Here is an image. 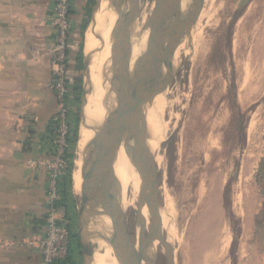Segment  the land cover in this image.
Wrapping results in <instances>:
<instances>
[{
  "label": "rangeland",
  "instance_id": "1",
  "mask_svg": "<svg viewBox=\"0 0 264 264\" xmlns=\"http://www.w3.org/2000/svg\"><path fill=\"white\" fill-rule=\"evenodd\" d=\"M138 1L137 15L145 17L146 14L141 11L140 2L153 4L150 12L153 11L155 0ZM103 2L110 5L109 0H99L98 5ZM201 8L203 11L199 9L197 14L198 18L201 16L197 21L202 27L199 28L200 48L192 55L190 34L180 42L181 48H176L177 52L173 49L174 75L160 92L154 110L155 114L156 111L160 114L158 128L153 127L155 118L152 115L147 119L145 151L158 158L153 163L155 185L152 190L160 215L156 218L149 213L147 204L142 203V176L136 165L131 170L138 176L133 183L128 182L123 187L124 197L121 194L118 199L117 211L123 214L125 236L142 255V259L138 258L139 264H166L168 243L173 245L174 264H214L203 258L216 247L222 231L230 233V244L221 264H242L246 255L245 250L239 251V248L245 246V242L246 245L249 243L253 224L264 210V200L258 198L264 194V179L257 175L264 155V0H201ZM143 20L145 22L140 20L133 30L142 45L146 44V38L142 37L144 31L149 32L147 21ZM91 23L92 20L89 25ZM107 26L108 23L101 30L109 35ZM92 27L94 23L87 30L85 28L84 40ZM95 34L93 31L91 35L94 42L97 37L96 47L109 49L100 39V33ZM84 51L86 58L89 55L93 59L90 72L93 73H89V78L96 81L95 72L102 77L104 74V70L94 64L100 55L94 49L87 52V46ZM79 71L87 102V95L98 84H91L83 67ZM103 79L106 81H97L109 84L107 76ZM82 122L79 119L78 138L72 148L73 172L75 162L78 156L82 159L84 150L78 140ZM97 125L100 123L93 130ZM70 191L73 216L68 220L74 235L73 264H83L76 235L82 203L72 184ZM167 213L174 217L169 223L171 227L174 224L172 230L177 226V231L182 234L183 249H179L172 239L170 227L163 220ZM157 226H161L160 231ZM111 251L126 257L115 245ZM121 264L130 263L125 260Z\"/></svg>",
  "mask_w": 264,
  "mask_h": 264
},
{
  "label": "crops",
  "instance_id": "2",
  "mask_svg": "<svg viewBox=\"0 0 264 264\" xmlns=\"http://www.w3.org/2000/svg\"><path fill=\"white\" fill-rule=\"evenodd\" d=\"M71 1L76 28L69 73L74 76L83 67L75 56L80 47L85 54V32L95 5ZM51 8L52 0H0V264H42L29 241L44 230L47 162L57 108L46 53L54 42ZM82 24L86 30L81 34ZM258 167L257 175L264 179V155ZM70 192L57 204L58 213L67 218L73 214ZM258 198L264 200V194ZM252 229L249 243L239 248L246 255L242 264H264V210Z\"/></svg>",
  "mask_w": 264,
  "mask_h": 264
},
{
  "label": "water",
  "instance_id": "3",
  "mask_svg": "<svg viewBox=\"0 0 264 264\" xmlns=\"http://www.w3.org/2000/svg\"><path fill=\"white\" fill-rule=\"evenodd\" d=\"M182 1L155 0L154 9L148 20L146 48L133 66H130V41L139 1L109 0L110 6L117 14V21L110 34V54L103 77L107 76L114 96L102 122L95 128L82 153L83 167L90 174L93 187L89 197L85 201L81 200L82 211L77 218L76 234L83 264H93L95 248L100 236L107 229L105 216L113 223L114 233L111 234V238L115 239V243L122 251H125L130 264H139L135 249L125 236L123 214L117 211L121 189L113 170V163L121 144L140 170L142 203L147 204L149 213L156 218L159 217L160 208L157 205L156 194L152 190L155 185L152 172L154 158L150 152L145 151L148 136L146 111L155 96L174 75L171 47L178 43L176 32L181 30L182 38L190 35V28L201 7V0H186L184 6ZM98 3L99 0H96L94 14ZM82 62L85 76L88 78L85 54ZM85 94L82 88L79 118L83 121ZM173 256V245L168 243L166 264H174Z\"/></svg>",
  "mask_w": 264,
  "mask_h": 264
},
{
  "label": "bare ground",
  "instance_id": "4",
  "mask_svg": "<svg viewBox=\"0 0 264 264\" xmlns=\"http://www.w3.org/2000/svg\"><path fill=\"white\" fill-rule=\"evenodd\" d=\"M185 3H186V0H183L182 1V6H184ZM105 4H107V3L103 2V3H101L98 6V8H97V10H96V12L94 14V18H93V22H92V23H94V27L90 28L91 29V31H89L90 34H88V36H87V38L85 40V46H87V52L91 51V49L92 50L94 49V50H97L98 54L100 55L98 61L94 60V64L99 66V68L101 70H104L106 61H107V59L109 57V54H110V41H109V38H110V34H111L112 30L114 29L116 21H117V14H116L115 10L109 4H107L108 6H107L106 9H103V5H105ZM139 4H140L139 6L141 7V11L143 13L148 14V15L146 16V14H145V17L142 16V15L139 16V15H137V12H136V16L137 17L136 16L135 17L137 19H134L133 30H135L137 28L136 24L139 25L140 20H142V22H143L144 21L143 19H145L147 21V25H148L149 15L151 13L150 12L151 11V6H153V4H148L146 2H140ZM140 7L138 9L139 11H140ZM200 9H202V8L200 7ZM202 11H203V9H202ZM139 14H141V12H139ZM146 17H148V18H146ZM197 18L198 17H196L195 22L193 24L194 27L192 26L190 28V31H191V33H190L191 34L190 35V38H191L190 46L193 48L192 55L196 52L197 48H200V46H198V45H200L199 42L202 39V38L200 39V34H199L200 33L199 32L200 31L199 28L201 26L199 27L198 22L200 20L198 18L199 21H197ZM106 23H108V25H109V26H107L109 35H106L103 32V30H101L102 26L103 27L106 26ZM143 25H144V27H146V24H143ZM90 26H92V24ZM99 26H100V28L98 29V31H96L97 27H99ZM141 26H142V23H141ZM146 28L148 29V26ZM139 29H142V27L139 28ZM93 31L96 32V34H95L96 36H97L98 32L100 33V39L103 41L104 44L108 45L109 49H107V50L104 49L103 50V49H101L99 47L101 49V50H99L96 47L97 44L95 45V42L97 43V37L95 36L96 40L94 42L93 35H91L93 33ZM136 32H138V31H136ZM146 33L149 34V32H147V30H145L143 35H142V37H143V39L146 38L145 41H146V44H147V42H148V37L147 36L148 35L145 37ZM134 35H135V31H132V36H131V41H130V51H129L130 66H133V64L137 60L138 56L145 50V47H144L145 43L142 45L141 44L142 40L139 41L137 39V37H135ZM181 35H182L181 30H178L176 32V38L178 39V43L171 47V53H173V51H174L173 49L174 48H175V52H177L176 48H178V49L181 48V47H179V46H181L180 42L183 40ZM145 41L143 40V42H145ZM88 56L89 55H87V59H88L87 60V70L89 72L88 71L87 72H88V76H89V73L91 72V69H92V60L93 59H92L91 56H89V57ZM160 64H161L160 68H162V66H163V58L162 57L160 58ZM95 71H98V70L95 69ZM92 73H90V74H92ZM95 74H96V77H97L96 79L97 80H99L101 82L106 81V79H103V77L98 75L97 72H95ZM88 80L91 81V84H93V82L95 84H98V87L96 89L93 87V89H92L93 92H91V94H89V96L87 95V102L85 101L86 105H85V108H84V111H83L84 112V121L82 122L83 124L81 125L82 127L80 128V131H79L80 134H79V139H78L80 148L83 147V149L86 146L87 142L92 138L93 133H94L93 129H94L95 125L102 122V120H103V118H104V116L106 114V110L109 107V103L111 102V100L113 99V96H114V93L110 90V84L101 83V82H99L97 80L95 81V79L93 81V78H89V77H88ZM95 84H94V86H95ZM86 85H89V84L87 83ZM89 89H90V87H89ZM85 91H86V89H85ZM160 94L161 93H159L158 95L155 96L153 102L147 108V111H146V121L149 118V116L152 115L155 118L154 120H155V123H156V125L154 123V126L153 125L152 126L153 127L156 126L157 128H158L157 125H158V121H159V118H160V114H159L158 111H156L157 113L155 114L154 110H155V106H156V104L158 102V99L160 97ZM96 116H97V118H96ZM153 127H152V129H154ZM154 130H156V129H154ZM149 139H150V137H149ZM155 140L156 139H154V141ZM151 142H152V140H151ZM149 143H150V141H149ZM77 144H78V142H77ZM153 149H154V147H153ZM77 153L80 154V151H77ZM147 153H149L148 150H147ZM78 157L79 158L78 159L76 158L77 161L75 162V167L76 168H75L74 172L72 173V188L74 190V193L76 195H79L81 200L84 199V201H85L87 199V197H86L87 194H88V197H89L90 192H91L93 187L91 188V183H90L91 178L89 179V181H87L89 173H87L84 170L83 162H81L82 159L80 158V156H78ZM125 159H127V160H125ZM154 159H155V162L158 161L157 157L154 158ZM122 160H125V161H122ZM133 167H135L134 162L132 161L130 155L127 153L124 145L121 144V146H120V148H119V150H118V152L116 154V157L114 159V163H113V170H114L115 176H116L117 180L120 183V189L121 190H120V193H119V197H122V195H123L121 193L123 187L126 186V184H128V182L130 184L133 183L135 181L136 177L138 176V173H136L135 171L131 170ZM123 197H124V195H123ZM120 201H121V199H120ZM133 202H135V201H133ZM124 204L125 203H123L122 205H124ZM170 205H167V207L169 206V208H170L171 207ZM125 206H127V204H125ZM172 208H173V206H172ZM172 212H173V209H172ZM161 217H162V214H161ZM173 218L174 217L171 214L169 215V213H167V214H164V219L163 220H164V222H167L168 225H169L170 221H172ZM161 221H162V219H161ZM104 222L107 225V229H106V231H104L102 233V235L99 238V242H98L97 247L95 248V252L93 254V264H121L125 260L129 261L127 259V257H125L124 255H122V254H120L118 252H112L111 251L113 249V245H115L117 248H119V247L115 243V239L111 238V234L114 233V227H113L112 221L109 219V217L105 216L104 217ZM173 225H172V227H173ZM157 227H159V226H157ZM169 227H170V230H171L172 239L176 241V244L179 247V249H183L185 247V243L183 241V237L181 236L182 234H180L179 231H177V229H176L178 227L177 226L174 227L173 230H172L171 225H169ZM160 228H161V226L159 227V231H160ZM229 235H230V233L228 234V233H224L222 231V234H221V236L219 238L218 244L212 250L211 249L209 250L210 252L204 256L203 261L206 262L207 260H209V261L213 262L214 264H221L223 259H224L226 248H228L227 246H228V244H230L229 243V241H230V236ZM155 245L158 246V244H154V246ZM119 249L121 250V248H119ZM121 252L126 254L125 251L121 250ZM135 253L137 254L138 257H140V259H142L141 258L142 257L141 253L139 251H137L136 248H135Z\"/></svg>",
  "mask_w": 264,
  "mask_h": 264
},
{
  "label": "built area",
  "instance_id": "5",
  "mask_svg": "<svg viewBox=\"0 0 264 264\" xmlns=\"http://www.w3.org/2000/svg\"><path fill=\"white\" fill-rule=\"evenodd\" d=\"M49 23L54 31V42L47 47L50 57V90L57 101L52 123L51 159L47 162V199L44 230L36 240L29 241L37 248L42 264H61L71 248V224L65 215H60L57 204L65 195L63 180L72 177L71 118L76 111L73 102L69 73L71 60V36L76 28L74 6L71 0H52Z\"/></svg>",
  "mask_w": 264,
  "mask_h": 264
},
{
  "label": "trees",
  "instance_id": "6",
  "mask_svg": "<svg viewBox=\"0 0 264 264\" xmlns=\"http://www.w3.org/2000/svg\"><path fill=\"white\" fill-rule=\"evenodd\" d=\"M95 0H90L91 4H94ZM85 30V24L81 25V34ZM82 47L79 48V51L76 53L75 59L77 63L82 64ZM71 90H72V95H73V102L80 105L81 101V94H82V80H81V74L80 71L77 72L73 78H72V83H71ZM79 111L80 107H76V111L74 116L71 118V123L73 124V130H72V135H71V148H73L74 143L76 142L78 138V122H79ZM71 184H72V177L69 176L65 180H63V193H68L71 189ZM72 234V233H71ZM77 235V234H76ZM74 235H71L73 239ZM72 246L73 243L71 242V248L68 256L66 259L61 263V264H73V254H72Z\"/></svg>",
  "mask_w": 264,
  "mask_h": 264
}]
</instances>
